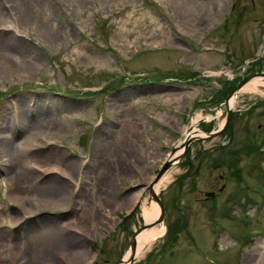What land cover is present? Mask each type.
Segmentation results:
<instances>
[{"label": "rangeland", "instance_id": "obj_1", "mask_svg": "<svg viewBox=\"0 0 264 264\" xmlns=\"http://www.w3.org/2000/svg\"><path fill=\"white\" fill-rule=\"evenodd\" d=\"M1 42L0 264H120L186 131L221 129L264 71V0H0ZM232 110L188 138L132 264H264V86Z\"/></svg>", "mask_w": 264, "mask_h": 264}, {"label": "bare ground", "instance_id": "obj_2", "mask_svg": "<svg viewBox=\"0 0 264 264\" xmlns=\"http://www.w3.org/2000/svg\"><path fill=\"white\" fill-rule=\"evenodd\" d=\"M34 2H40V0H33ZM55 27V26H54ZM57 29V27H56ZM2 45H0V50L2 49H6L4 47H16L15 44H11L10 42L8 44H6L4 42V44L1 42ZM8 45V46H7ZM20 48V47H19ZM17 48V49H19ZM26 48V47H25ZM15 49V50H17ZM24 50V49H22ZM20 51V50H18ZM4 53H2L1 55H3ZM5 56V54H4ZM4 60H8V57ZM9 61V60H8ZM7 61V62H8ZM6 62V63H7ZM12 63V62H11ZM35 62H33L34 64ZM35 65L38 66V64L36 63ZM35 65L31 66V67H28L27 70L25 71H30V70H33L36 69L34 68ZM20 71V69H19ZM24 71V72H25ZM28 71V72H29ZM264 86V76H254L252 77L251 79H249L246 83H244L238 90L237 92H235L231 98H229L228 100V105L229 107H233L234 106V103H235V99L237 97V93H241V92H248V93H254V92H257L260 90V87ZM200 117V116H199ZM197 120V115H196V118L193 119V122ZM199 121V120H198ZM197 122V121H196ZM195 124L191 125L190 129H188L186 131V133L184 134V137L183 139L179 142V144L175 147L174 151H172V153L170 154V156L168 157L167 159V162H168V167L164 170V172L159 176V177H156L155 180H154V183L151 185V196L153 194L157 195L159 197V193L161 191V189H163V187L166 186L167 183H169V181L171 180L172 176H173V173L175 171H177L176 169V166H177V160H178V157L179 155L181 154L182 152V149L184 148L185 146V142L188 138H194V137H198V136H204V133L197 129L195 126ZM28 139V138H27ZM29 143V142H28ZM36 143V142H35ZM100 143V141H99ZM25 144V143H23ZM27 144V143H26ZM21 145V144H18L16 146L17 150H18V153L21 154L24 153L28 148H31L30 145ZM30 144V143H29ZM14 145V144H13ZM41 145V144H40ZM5 146L8 148L11 146V142H7L5 144ZM97 146H99V144H97ZM32 149V148H31ZM34 149V148H33ZM18 154V155H19ZM74 164L73 162H70L69 164V167H73ZM11 165V164H10ZM56 189H54L55 191ZM140 194H136L134 195L131 199L134 201L136 199H138L140 197ZM142 211H143V216L145 218V225L146 227L144 229H141L139 231V233L135 236V239H134V250H133V254L135 256V258H140L142 257V255L150 248L151 244L158 238H160L163 234H164V231H165V225L164 223L161 221V222H156L157 218L159 217V212H160V208L157 204V202L154 200L153 196L151 199H147L145 198L144 201H143V204H142ZM54 233V231H52ZM51 232V233H52ZM46 233V232H45ZM52 235V234H51ZM32 236V235H31ZM45 236V235H44ZM41 237V236H40ZM57 237H55V240H52L51 242L48 240H42L40 239L39 241H37L36 245L38 246L39 248V252L43 250L44 253H47V251H51L50 249V245H53V242L57 241H64L66 240V237H61L59 235V239H57ZM70 240L72 241L73 245L75 243V241H73L72 239H68V241L70 242ZM51 243V244H50ZM50 244V245H49ZM52 248V247H51ZM132 250L130 249L125 258L123 259L124 261L121 262L120 264H129L128 262V258L131 254ZM34 262V261H33ZM31 264H38L36 262L34 263H31Z\"/></svg>", "mask_w": 264, "mask_h": 264}, {"label": "water", "instance_id": "obj_3", "mask_svg": "<svg viewBox=\"0 0 264 264\" xmlns=\"http://www.w3.org/2000/svg\"><path fill=\"white\" fill-rule=\"evenodd\" d=\"M255 75H262V76H264V72H259V73H254V74L248 75V76H246L245 78H243L241 81H239V82L237 83V85L235 86V88H234V89L228 94L227 98L225 99V103H226V105H227V112H226V120H225V123H224L223 127H222L221 129H218L217 131L210 132V133L204 135V138L215 137V136H217L219 133H221L222 130H224V129L227 127L228 123L230 122L231 114H232V108L229 107V105H228V100H229V98L231 97V95H232L233 93L236 92V90H238V89H239L244 83H246L249 79H251V78H252L253 76H255ZM187 140H189V139H187ZM187 140H186V141H187ZM188 143H189V141L185 142V147H184V149L187 148ZM168 166H169V165H168V162H167V160H166V161L163 163V165L160 167V169L158 170V173H157L156 177H159V176L164 172V170H165ZM154 180H155V178H154ZM149 187H150V185H149ZM220 189H222V187H221ZM149 191H151L150 188H149ZM152 196H153V198L155 199V201L157 202V204H158V206H159V208H160L159 217L157 218L156 222H161V221L163 222V221H165V215H164V206H163V203L161 202L160 198H159L157 195L153 194ZM209 196H214V193H213V192H205V197H209ZM145 226H146V225L143 224V226H140L137 230H135L134 233H133V235H132V237H131V239H130V245H129V246H130V249L132 250V252H131V254H130L129 258H128V262H129V264H132V263H133V259H134V257H135L134 254H133V250H134V247H135V246H134V239H135V236H136V235L139 233V231H140L142 228H144ZM120 262H123V259H121Z\"/></svg>", "mask_w": 264, "mask_h": 264}, {"label": "trees", "instance_id": "obj_4", "mask_svg": "<svg viewBox=\"0 0 264 264\" xmlns=\"http://www.w3.org/2000/svg\"><path fill=\"white\" fill-rule=\"evenodd\" d=\"M226 86H227V85H225L224 89L221 90V93H220V94H225ZM229 91H230V90H229ZM249 149H250V150H252V149L255 150L254 148H250V147H249ZM255 151L258 152L257 148H256ZM178 225H180V224H178ZM178 225H177V222L175 221L174 224L172 225V227L168 228V232H167L166 235L168 236V239L170 238L169 241H170V240L172 241V240L175 239V238H174V237L176 236L175 234L179 231V230H178V229H179V226H178ZM171 241H170V242H171Z\"/></svg>", "mask_w": 264, "mask_h": 264}, {"label": "flooded vegetation", "instance_id": "obj_5", "mask_svg": "<svg viewBox=\"0 0 264 264\" xmlns=\"http://www.w3.org/2000/svg\"><path fill=\"white\" fill-rule=\"evenodd\" d=\"M235 115H236V114L234 113L233 116H232V118H234ZM251 137H252V139H253V136H252V135H251ZM259 137H260V138H258V141H257V142H259L260 140L264 142V131L261 132V135H260ZM253 142H255V141H253ZM221 178H222V176L220 175V179H221ZM222 185H223V184H222ZM222 185H221V186H222ZM221 186H220V187H221ZM220 187H218V190H217V191L210 190V191L214 192V197H212V198H208V199H206V200L214 199V198L216 197L217 194L221 193V191H222L223 189H222V190H219ZM204 192H205V191H204ZM204 199H205V198H204Z\"/></svg>", "mask_w": 264, "mask_h": 264}]
</instances>
